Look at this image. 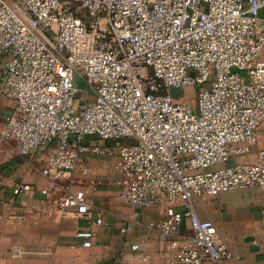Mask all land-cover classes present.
<instances>
[{"label":"built area","instance_id":"built-area-1","mask_svg":"<svg viewBox=\"0 0 264 264\" xmlns=\"http://www.w3.org/2000/svg\"><path fill=\"white\" fill-rule=\"evenodd\" d=\"M263 11L264 0H0V98L12 105L0 155L46 152L41 202L51 197L49 215L85 219L91 200L72 189L73 173L89 174L85 155L114 159L107 183L121 203L135 216L163 207L147 228L167 264L235 259L193 203L264 192V148L230 164L264 123ZM32 191L22 183L11 193ZM261 221L264 238V210ZM77 237L91 247V233ZM10 255L24 252L14 245Z\"/></svg>","mask_w":264,"mask_h":264},{"label":"crops","instance_id":"crops-1","mask_svg":"<svg viewBox=\"0 0 264 264\" xmlns=\"http://www.w3.org/2000/svg\"><path fill=\"white\" fill-rule=\"evenodd\" d=\"M6 106L7 109L0 107V130L4 126L3 117L11 112V102ZM94 140L90 137V141ZM261 148H264V123L258 129L257 142L250 153L230 164L253 162ZM46 155V152H35L25 157H0V264H167L164 255L167 246L159 241L156 231L147 228L162 216L163 207L139 210L135 216L133 210L121 203L117 189L107 183L114 159L85 155L80 165L87 166L89 174L82 175L80 169L73 173L72 189L84 191L91 200L87 219L60 218L56 211L49 215L52 199L41 202L40 195V189L48 187V181L40 175ZM93 158L99 160L95 162ZM90 179L97 183L95 192L91 191ZM22 183L30 184L33 191L13 196V187ZM241 190L247 193L239 202L225 203L220 194L215 197L218 205L200 203L211 197H202L193 203L199 218L212 221L236 255L235 259L218 264H264L261 221L264 192L253 188ZM99 218L101 223L97 224ZM126 224H132L133 230L121 234L119 230ZM78 233L92 234L90 248L77 247L83 241L77 237ZM14 245L23 249V257L10 255ZM131 245H137L138 250L132 251ZM145 256L147 260L143 261Z\"/></svg>","mask_w":264,"mask_h":264},{"label":"rangeland","instance_id":"rangeland-1","mask_svg":"<svg viewBox=\"0 0 264 264\" xmlns=\"http://www.w3.org/2000/svg\"><path fill=\"white\" fill-rule=\"evenodd\" d=\"M79 87L81 89L80 96L85 95V93H84L85 91L90 94V91L87 89V87L84 84H80ZM194 91H195L194 88L185 89L184 95H186L188 97H191L192 96V93ZM170 92H171V94H174L175 93V91H173V90L170 91ZM189 99L190 98H188V100ZM7 103H9V102L3 100L2 98L0 99V107L2 109H7V106H6ZM89 142H90V138H87L86 139V143H89ZM107 143L110 144V142H107ZM3 147H4V144L3 143L2 144L0 143V148H3ZM0 157H1V155H0ZM2 157L5 158L4 156H2ZM106 159H108V158H105V160ZM93 160H95V162H96V160H99V159L98 158H93ZM35 167H36V165H35ZM246 193H247V190H236V191H232V192L222 193L221 196H222V199L224 200L225 203H231V202H239V201H241L242 198L246 195ZM200 203H202L204 205H208V204L218 205L219 204V201H218V198H212V199H205L203 201H200Z\"/></svg>","mask_w":264,"mask_h":264}]
</instances>
